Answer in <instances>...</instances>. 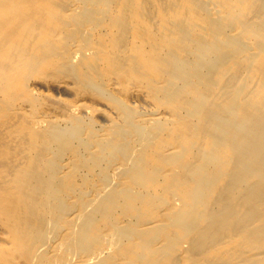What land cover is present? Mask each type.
<instances>
[{
	"label": "bare ground",
	"instance_id": "6f19581e",
	"mask_svg": "<svg viewBox=\"0 0 264 264\" xmlns=\"http://www.w3.org/2000/svg\"><path fill=\"white\" fill-rule=\"evenodd\" d=\"M0 264H264V0H0Z\"/></svg>",
	"mask_w": 264,
	"mask_h": 264
}]
</instances>
